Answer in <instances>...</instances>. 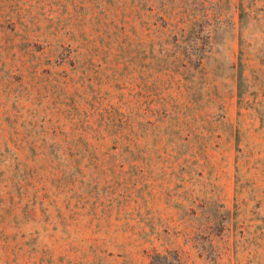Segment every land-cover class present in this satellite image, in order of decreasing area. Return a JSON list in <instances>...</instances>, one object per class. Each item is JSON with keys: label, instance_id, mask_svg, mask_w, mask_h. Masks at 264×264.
<instances>
[{"label": "rangeland", "instance_id": "rangeland-1", "mask_svg": "<svg viewBox=\"0 0 264 264\" xmlns=\"http://www.w3.org/2000/svg\"><path fill=\"white\" fill-rule=\"evenodd\" d=\"M0 264H264V0H0Z\"/></svg>", "mask_w": 264, "mask_h": 264}]
</instances>
